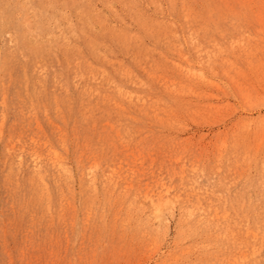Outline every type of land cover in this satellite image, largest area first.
I'll return each instance as SVG.
<instances>
[{"label":"rangeland","instance_id":"374dc122","mask_svg":"<svg viewBox=\"0 0 264 264\" xmlns=\"http://www.w3.org/2000/svg\"><path fill=\"white\" fill-rule=\"evenodd\" d=\"M0 264H264V0H0Z\"/></svg>","mask_w":264,"mask_h":264}]
</instances>
